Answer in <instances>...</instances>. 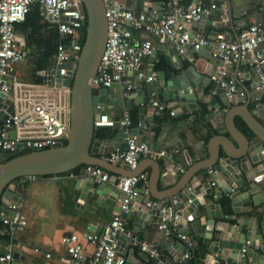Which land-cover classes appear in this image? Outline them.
<instances>
[{"label":"water","instance_id":"obj_1","mask_svg":"<svg viewBox=\"0 0 264 264\" xmlns=\"http://www.w3.org/2000/svg\"><path fill=\"white\" fill-rule=\"evenodd\" d=\"M82 1L88 16V28L77 67L69 69L67 77L59 75L60 69L56 71V77L45 69L37 71L45 83L52 84L56 80L59 85L71 86L70 137L67 144L59 143L54 147L31 150L20 155L0 152V210L5 205L23 203L28 198L27 190L18 186L19 180L21 183H30L46 178L55 182L66 179L69 182L71 204L79 214L82 215L84 211L95 213L102 207L107 212H121L126 218L127 228L117 235L122 254H127L129 246L141 242L142 238L160 253L158 257H152L149 251H144L143 263H137L129 257L126 264H178L183 260L194 236L202 238L204 243H199V248L204 252L200 264H264V252L256 248L264 246V123L250 109L251 98L249 103L240 104V101L248 99V95L241 99L240 94L245 89L243 86L233 96H228L226 89L218 86L216 96L209 99L208 125L201 131L203 136L212 134L207 158L198 160L201 157V143H194L196 151L191 152L187 148L190 142L186 146V143L178 141L166 143L170 148L175 147L176 151L169 150L165 155L169 162L161 163L160 152L165 138L160 139V134L159 139L148 141L156 152L154 157L148 156L154 161V171L147 175L151 187L153 189L156 183L161 182L172 190L158 196L148 195L145 188H139V195L129 205V211L121 209L119 202L124 196L118 187L121 177L140 174V166L129 170L110 163L105 155L116 149L126 150L130 133L137 136L148 134L146 119L154 118L157 109L154 101L161 102L174 115L196 111L198 101L203 100L206 94L198 96L195 89L201 83L208 85L212 82V76L224 70L226 64L221 58L213 56V48L196 50L193 45H187L192 54L198 53L208 59V63L196 60L188 64L179 56L176 44L167 41L164 47L170 53L174 66L169 77L164 70H160L156 72L155 79L147 81L146 78L155 72L152 68L145 72L143 78L135 76L130 88L126 83L127 77L109 87L94 88L92 82L98 74L109 34L107 7L105 0ZM211 1H218L221 6L201 22L190 25L193 37L204 25L214 23L217 15L240 27L249 25L248 19L254 20L264 33V0ZM135 3L141 10L156 9L166 14L162 7L163 0H135ZM116 4L119 5V1ZM217 23L226 24L224 21ZM145 34L147 39L149 35ZM37 55L41 56L42 53ZM156 56L155 49L153 61ZM241 61L248 63L249 55ZM200 67L205 71L202 72ZM52 68V65L47 66V70ZM247 71L251 72L249 67ZM253 81L252 88L255 89L258 78L254 77ZM2 99L3 96H0ZM109 108H138L139 125L129 128L123 125L120 122L123 112L115 118L117 122L113 126L96 127L95 120L100 119L102 112ZM149 112L152 115H148ZM237 116L243 119L241 125L236 122ZM155 129L156 125H150L148 131ZM192 135L189 134L188 138H192ZM220 137L230 143L226 141L218 144ZM19 147L22 149L23 145L19 144ZM192 159L198 161L191 164ZM86 165H97L113 174L108 181L102 182L92 177L84 179L72 176L79 167L84 173ZM210 194H214V199L206 196ZM224 195L230 200L234 213L250 216L239 217L235 223L223 220L225 217L234 218L224 210L221 203ZM153 197L158 202L171 204L176 200L175 208L181 210L179 218L174 222L166 219L170 212L163 209L162 203L148 206ZM87 231L99 233L100 229L92 223ZM181 235L184 239L178 241ZM248 241H251V245L243 253ZM6 244V241H0V253L6 252ZM14 255L17 264H25L19 251Z\"/></svg>","mask_w":264,"mask_h":264},{"label":"built area","instance_id":"obj_2","mask_svg":"<svg viewBox=\"0 0 264 264\" xmlns=\"http://www.w3.org/2000/svg\"><path fill=\"white\" fill-rule=\"evenodd\" d=\"M170 1V0H168ZM184 1V0H183ZM106 16L108 18V40L104 51L98 74L93 79V87H109L128 77L130 72L138 78L145 77L143 62L145 57L151 56L156 49L154 40L159 43L167 41L176 44L179 54L185 58L187 45L197 49L202 47L213 48V56L221 58L224 63L245 59L249 55V63L258 78L255 90L260 94L256 97L254 113H259L264 107V33L261 27L252 24L243 26L237 39H230L226 34H218L215 39L198 33L191 35L190 25L200 22L205 16L212 14L220 8L216 1L192 0L182 4L181 0H174L177 5L172 11L161 14L158 10H133L116 4V0H105ZM35 3L40 4L41 18L46 24L58 28L61 39L57 52L51 57L53 68L45 70L48 74L67 77L69 69L77 67L83 45L79 41L84 34L82 31L86 22V12L82 0H0V152L17 155L23 151L42 150L54 147L59 143L68 141L71 134V104L72 88L69 85L45 83L28 80L17 74L21 64L33 57L32 49L26 46L18 32L17 24L25 21L27 14ZM134 30H140L149 36L139 41L134 38ZM70 38L65 42V38ZM157 73L146 78L147 81L156 78ZM217 85L226 89L228 96L238 91L237 80L230 76L226 69L212 76ZM131 78L126 83L131 87ZM12 102V108L10 109ZM154 104L160 110L167 107L159 101ZM174 114V112H171ZM116 119L105 111L100 119L95 120V126H113ZM120 122L127 128L132 126L130 110H125ZM126 150L116 149L105 155L112 164L134 170L138 167L142 156L154 157L156 152L148 142L139 140L138 136L130 133ZM19 144L23 145L20 149ZM167 154L162 150L160 155ZM84 179L94 178L98 182L108 181L111 173L97 165H86L84 173L75 174ZM25 182L18 185L24 189ZM215 184V183H214ZM148 185V176L140 173L131 176H122L118 187L124 196L120 200L122 210L129 211V205L139 195V188ZM145 188V187H144ZM146 189V188H145ZM147 191V190H146ZM162 203L163 209L170 214L166 219H178L181 213L176 209L177 201L167 203L151 200L148 206ZM23 203H13L0 210V241H6V252L0 253V264H17L15 252L18 251V235L28 227L29 221L23 213ZM128 222L121 212H117L113 219L107 223L99 233H69L63 236L62 242L66 248L65 261L68 264H126L127 257L121 254L117 235L125 231ZM184 239V236H180ZM143 251H149L152 257H158L159 251L146 241L139 242ZM251 241L243 248L245 253ZM193 242L188 244L184 257L191 255ZM258 249L264 252V246ZM51 257V253H47Z\"/></svg>","mask_w":264,"mask_h":264},{"label":"crops","instance_id":"obj_3","mask_svg":"<svg viewBox=\"0 0 264 264\" xmlns=\"http://www.w3.org/2000/svg\"><path fill=\"white\" fill-rule=\"evenodd\" d=\"M119 1L120 5H124L130 9L134 10H141L136 6L135 0H116ZM205 1H211V0H205ZM184 1L181 0V3ZM218 2V1H216ZM221 6V3L218 2ZM177 5V2H174V0H163V11L169 12L172 11L175 6ZM224 21L226 24H218L217 22ZM250 21V25L255 24L254 20L248 19ZM201 22V21H200ZM242 27H240L237 24H233L229 22V20H223L221 16H216L214 23L210 25H204L203 28L200 29L199 33L206 35L209 38L215 39L218 34L224 33L227 35L230 39H237L240 32L242 31ZM21 37L25 38V33L22 30H18ZM146 34L144 31L140 30H134V38L139 41H143L146 39ZM152 40H154L156 44V50H157V56L155 60L153 61L152 55L145 57L143 62V69L144 71L148 72L152 68H154L155 72L164 70L169 77L170 73L174 71L173 61L171 58L170 53L168 50L164 47L163 43H159L156 38L150 37ZM264 48V45H263ZM192 51H189L187 49V55L185 58L182 59L187 62L188 64H192L194 61L198 60L200 63H208V59L203 57L202 55L198 53H191ZM161 55L166 57L167 60V68L166 69H158L157 64L160 61ZM180 56V54H179ZM25 64V63H24ZM24 64H21L17 69V74L26 78L25 73H22L20 71L21 66H24ZM204 65V64H203ZM29 66V67H28ZM27 66V69L30 70L28 72L30 76L34 79V60L33 62ZM247 67L250 68L251 72L247 71ZM201 68V67H200ZM202 69V68H201ZM225 69L229 73L230 76L234 77L237 82L238 86H243L245 89L240 94L242 96L241 99L245 95H248L247 100L240 101V104H246L249 103V99L252 100L249 103L250 109L253 111L255 104H256V97L260 94L252 88V84L254 83L253 78L255 77V74L252 70V67L250 63L237 61L230 64H227L225 66ZM202 72L205 71V69L201 70ZM219 71V70H217ZM127 78H131L132 80L135 79V75H128ZM27 79V78H26ZM29 80V79H28ZM32 80V79H31ZM218 85L217 82L212 80V82L208 83V85H205L204 83H201L195 91L197 92L198 96H202L203 94H206L204 96L203 100L198 101V107L196 111L189 112V113H183L181 115H174L172 114V110L166 108L165 110H160L159 108L156 109V112L154 113L153 119H146L147 122V128L146 133L147 135L144 136H138L139 140L148 142V141H154L156 139H159V135L162 134L160 139L165 138V142L162 145V150H166L167 153L170 150L176 151V148H170L166 143H176V142H183L187 143L190 142L189 146L187 148L193 152L196 151L195 147L193 146L194 143H201V151L200 155L201 157L198 160L207 158L209 156V140H206L203 134L201 133L202 130L206 129V125L201 122L200 118H198V111L202 107L208 106V101L212 97L216 96V89ZM243 107V106H242ZM125 110H117L115 108H109L105 111V113H108L111 117L116 118ZM137 112V119L136 124L133 126L139 125V113L138 108H134L133 110ZM148 115H152V112H149ZM257 118L264 123V107H261L259 110V113L256 114ZM243 119L240 116L236 117V122L238 124H242ZM133 123V121H132ZM150 125H156L155 131H148ZM151 133V135H149ZM189 134H193L192 138H188ZM228 134V133H227ZM212 137V135H211ZM210 137V138H211ZM205 142L203 143L202 141ZM229 142L226 140V138L220 137V140L218 141V144L221 142ZM230 143V142H229ZM167 156V154H166ZM165 155H160V162H169L168 159H166ZM197 159H192L191 164H194ZM154 163L153 160H150L148 156H142L140 158L138 167L140 166L139 171L141 173H145L146 175L151 174L154 171V167L152 164ZM156 164V163H155ZM81 173V171H80ZM111 175L113 174L110 172ZM64 176V175H63ZM216 187H218L217 184H215ZM142 188H146V193L148 195H158L161 196L167 191H171L172 189H168L167 186H164L161 182H158L155 184L154 188L151 187L150 178L148 177V185L147 186H141ZM23 190H27L28 198L23 202V213L26 215L29 224L28 227L24 232H21L18 235L17 240V249L21 253L22 261L25 262V264H68L64 257L66 256V248L63 245L62 239L65 234L69 233H88L87 229L90 224H95L97 227H99L100 231L103 229V227L109 223L113 217L116 215L117 211L107 212L105 208L99 207L95 213L84 211V213L81 215L78 212L75 211L73 205L71 204V196L69 193V182L66 179H62L59 182H55L49 179H43L41 181H33V182H25L23 185ZM209 197V199H214V194L206 195ZM224 198H227L225 195L222 197V200ZM152 200H155L153 197ZM221 200V203L223 201ZM224 210L227 215L232 214L234 216L233 219H228L227 217L222 218L223 220L233 222L235 223L239 217H249L250 214H236L233 212L232 207L230 205L231 211H228L223 204ZM142 241H145L144 238H142ZM178 241H181V238H178ZM199 243L204 244L202 241V238H197L194 236L193 238V247L198 248L200 247ZM258 246H256L257 248ZM257 250H260L257 248ZM143 250L140 247V244L137 242H134V244H131L129 246V250L127 254H122L127 259L129 257H132L137 261V263H143L144 258L142 257ZM47 253H51L52 256L48 257ZM31 261L28 263V261ZM186 261V258L183 257V260L178 264H184ZM197 264H200L198 262Z\"/></svg>","mask_w":264,"mask_h":264},{"label":"trees","instance_id":"obj_4","mask_svg":"<svg viewBox=\"0 0 264 264\" xmlns=\"http://www.w3.org/2000/svg\"><path fill=\"white\" fill-rule=\"evenodd\" d=\"M192 0H184L182 4H186L191 2ZM86 12V9L84 7ZM86 22L82 31L84 34L80 37L79 41L82 45H84L86 40L87 28H88V16L86 12ZM17 29L22 30L25 33V41L26 46L32 49L33 52V60H34V81H41L43 78L38 75V70L45 69L51 63V57L57 52L58 44L60 42L61 36L57 27L46 24L42 21L41 18V9L40 4L35 3L32 6V9L27 14L25 21L17 24ZM65 42H69L70 38H65ZM41 52L42 55L38 56L37 53ZM167 60L166 57L161 55L160 61L157 64L158 69H166L167 68ZM207 107H202L198 111V118H200L201 122H203L206 126L208 123L206 122V118L208 115ZM132 115V126L136 124L137 112L131 111ZM211 133L207 136H204L206 140H209L211 137ZM68 141H65L64 144H67ZM29 151H23L18 153L17 155L26 153ZM82 167H79L74 170L75 174H79ZM223 204L225 205L228 211H231L230 208V200L228 198L223 199ZM204 252L198 248H191V255L186 259L184 264H197L201 261Z\"/></svg>","mask_w":264,"mask_h":264},{"label":"rangeland","instance_id":"obj_5","mask_svg":"<svg viewBox=\"0 0 264 264\" xmlns=\"http://www.w3.org/2000/svg\"><path fill=\"white\" fill-rule=\"evenodd\" d=\"M33 62V57H31L29 60L26 61V63L24 64V66H21L20 71L22 73H25L26 78L29 80H33V78L30 76V74L28 72H30L29 69H27V66L30 65ZM29 67V66H28Z\"/></svg>","mask_w":264,"mask_h":264},{"label":"flooded vegetation","instance_id":"obj_6","mask_svg":"<svg viewBox=\"0 0 264 264\" xmlns=\"http://www.w3.org/2000/svg\"><path fill=\"white\" fill-rule=\"evenodd\" d=\"M21 184V180H19V182H18V185H20Z\"/></svg>","mask_w":264,"mask_h":264}]
</instances>
